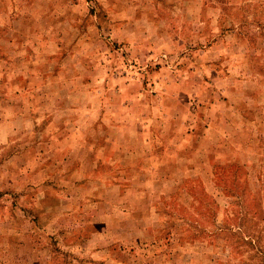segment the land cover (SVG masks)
I'll use <instances>...</instances> for the list:
<instances>
[{
    "label": "rangeland",
    "instance_id": "rangeland-1",
    "mask_svg": "<svg viewBox=\"0 0 264 264\" xmlns=\"http://www.w3.org/2000/svg\"><path fill=\"white\" fill-rule=\"evenodd\" d=\"M0 264H264V0H0Z\"/></svg>",
    "mask_w": 264,
    "mask_h": 264
}]
</instances>
